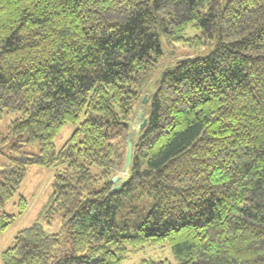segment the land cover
<instances>
[{
  "label": "trees",
  "instance_id": "1",
  "mask_svg": "<svg viewBox=\"0 0 264 264\" xmlns=\"http://www.w3.org/2000/svg\"><path fill=\"white\" fill-rule=\"evenodd\" d=\"M188 26L214 50L151 82L161 40L185 41ZM144 96L147 124L114 188ZM3 112L18 116L3 138L14 142L0 169V231L27 168L55 170L2 264H123L130 248L161 243L174 264H264V0H0ZM36 143L38 153L22 150ZM140 197L151 199L143 219L117 225L119 207ZM55 215L61 231L49 233L41 219Z\"/></svg>",
  "mask_w": 264,
  "mask_h": 264
},
{
  "label": "rangeland",
  "instance_id": "2",
  "mask_svg": "<svg viewBox=\"0 0 264 264\" xmlns=\"http://www.w3.org/2000/svg\"><path fill=\"white\" fill-rule=\"evenodd\" d=\"M198 34V29L188 26L184 32L185 41L166 43L163 39L161 40V46L164 52L160 63L153 74L151 82L154 81L160 71L167 65H171L180 59L205 57L214 50V43L207 46H196L194 42L189 39ZM150 88L153 89L152 85ZM139 103L141 104V102ZM140 104H138V107L131 119V126L135 134L139 133V123L137 122L136 117L138 113H142L143 117H146L150 101L147 99V102L143 106L139 107ZM16 116H18V114L7 112L0 114V169L10 162L9 157L12 156L11 144L14 140L3 141V138L9 132L11 121L16 118ZM73 128L74 127L71 124L67 123L55 137L54 144L57 150L70 136ZM22 150L30 153H38L40 148L39 144L36 143L24 146ZM54 170L55 168L53 167H42L37 165L29 166L27 168V174L22 183L19 185L15 195L3 208L7 213L16 215V218L7 227V229L0 231V252L12 245L14 236L19 230L31 225L38 217L39 212L47 202L52 191L51 183ZM118 171H121V169H117L115 171V176L118 174ZM121 182V179L117 178V183L114 184H119ZM21 196L25 197L27 200V207L22 214H19L18 202ZM150 205L151 199L147 197H140L137 200L134 199L125 201L117 211L115 218L116 224H126L129 228L135 226L146 215ZM41 222L43 223L45 230L49 233H58L61 231L62 222L60 215H55L50 220L42 218ZM68 247L69 243L65 242L62 245L61 250H66ZM147 258L154 260L167 259L171 263H175L170 247L167 244L161 243L157 245H146L142 248H130L128 257L123 264H139L142 259ZM0 264H2L1 257Z\"/></svg>",
  "mask_w": 264,
  "mask_h": 264
},
{
  "label": "water",
  "instance_id": "3",
  "mask_svg": "<svg viewBox=\"0 0 264 264\" xmlns=\"http://www.w3.org/2000/svg\"><path fill=\"white\" fill-rule=\"evenodd\" d=\"M148 97L144 96L142 99V104L143 106L147 102ZM137 122L139 123V129L138 132H141L142 129L145 127L147 124V119L143 117L142 113H138L137 115ZM134 131H131L128 135V141H127V146H126V154H125V162L123 164V167L121 168V171H126L128 170L132 162V155H133V137H134ZM129 175V174H128ZM113 183H117V175L114 176L111 180ZM119 184H114V188H118Z\"/></svg>",
  "mask_w": 264,
  "mask_h": 264
},
{
  "label": "bare ground",
  "instance_id": "4",
  "mask_svg": "<svg viewBox=\"0 0 264 264\" xmlns=\"http://www.w3.org/2000/svg\"><path fill=\"white\" fill-rule=\"evenodd\" d=\"M121 86V85H120ZM39 96V95H38ZM123 173L126 175L125 176V178H123L121 181L123 182L124 181V179L126 180V178H127V176H128V170H126V171H123Z\"/></svg>",
  "mask_w": 264,
  "mask_h": 264
},
{
  "label": "crops",
  "instance_id": "5",
  "mask_svg": "<svg viewBox=\"0 0 264 264\" xmlns=\"http://www.w3.org/2000/svg\"><path fill=\"white\" fill-rule=\"evenodd\" d=\"M1 253V252H0Z\"/></svg>",
  "mask_w": 264,
  "mask_h": 264
}]
</instances>
